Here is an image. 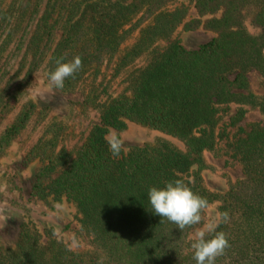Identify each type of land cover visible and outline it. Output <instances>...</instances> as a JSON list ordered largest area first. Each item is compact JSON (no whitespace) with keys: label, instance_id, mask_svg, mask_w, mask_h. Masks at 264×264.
Returning a JSON list of instances; mask_svg holds the SVG:
<instances>
[{"label":"trees","instance_id":"16d2710c","mask_svg":"<svg viewBox=\"0 0 264 264\" xmlns=\"http://www.w3.org/2000/svg\"><path fill=\"white\" fill-rule=\"evenodd\" d=\"M173 2L0 0V127L37 70L47 77L55 60L76 56L82 68L59 90L70 93L86 83L84 103L98 114L74 150L52 125L23 159L40 162L30 196L50 208L70 202L87 247L71 249L53 227L40 230L29 220L13 243L0 241V264H195L189 236L196 225L181 231L155 215L147 198L150 187L176 179L229 215L218 231L230 247L216 264H264V121L237 126L231 136L227 131L248 108L264 116V93H254L248 78L257 71L264 85V0H192L196 15L190 19L187 7ZM180 24L214 35L186 48L172 39ZM136 29L135 43L121 49ZM141 56L144 63L134 66ZM110 63L114 75L128 70L126 85L103 97L97 76ZM34 112V102L25 101L0 129V156ZM128 122L181 146L160 138L113 157L106 139ZM221 139L242 175L218 192L205 185L202 171L205 153L215 152Z\"/></svg>","mask_w":264,"mask_h":264},{"label":"rangeland","instance_id":"374dc122","mask_svg":"<svg viewBox=\"0 0 264 264\" xmlns=\"http://www.w3.org/2000/svg\"><path fill=\"white\" fill-rule=\"evenodd\" d=\"M182 4L187 7L186 19L196 15L192 0H174L172 6ZM246 25L249 31H256L248 21ZM138 35L139 30H134L124 41L121 49L124 50L135 43ZM213 35L210 30L200 27L185 29L183 24H180L174 31L172 39L178 40L186 48H196L211 39ZM160 43L165 42L161 41ZM144 61L145 56H141L132 64L139 66ZM101 71L97 76V82L101 80L98 87L100 96L105 97L108 94L117 93L125 87L124 78L127 69L114 75L113 63H110L103 66ZM248 78L250 88L254 93H264L262 78L257 71L250 72ZM87 88L86 83H83L79 89L70 93L52 89L49 87V81L45 74L37 70L32 75L15 109L4 118L0 129L12 120L20 104L25 101H33L35 104V112L27 126L12 140L0 156V241L3 243H13L18 236L20 225L31 220L40 230L43 227H53L55 235L65 241L71 249L79 250L87 247V238L80 231L79 224L74 217V206L63 200L50 208L41 201L32 198L30 189L40 162L34 160L29 164L23 163L27 151L52 125L55 129L58 128V139L68 150H74L80 145L90 127L98 121L95 107L92 104L84 103V93ZM233 111V107L230 108L227 112L228 115ZM257 121H264V116L256 108H248L239 123L227 127L229 136L238 130L237 126L247 129L249 123ZM118 135L123 141L122 152L132 146L154 143L160 138L169 139L177 146H181L178 140L134 122H128L127 127ZM225 143L226 139H221L215 152L205 153L207 167L202 171L205 185L218 192L226 190L230 182L242 175L240 164L226 150ZM216 207L217 203L209 204L208 209L202 213L201 224L192 229L190 238L203 223L218 215Z\"/></svg>","mask_w":264,"mask_h":264},{"label":"clouds","instance_id":"9594fccd","mask_svg":"<svg viewBox=\"0 0 264 264\" xmlns=\"http://www.w3.org/2000/svg\"><path fill=\"white\" fill-rule=\"evenodd\" d=\"M55 65V68L47 73V79L49 87L57 90L63 89L65 81L82 68L79 56L69 61L57 59ZM106 143L111 155L119 158L123 150V141L119 135L112 132L107 137ZM147 198L155 215L165 218L181 231L186 227L200 225L202 213L209 207L208 200L194 193L181 179L169 181L162 187H150ZM228 220V213L222 212L195 230L190 241L195 264H216V258L222 256L230 247L226 234L218 231L220 224L227 223ZM99 264H103V261Z\"/></svg>","mask_w":264,"mask_h":264}]
</instances>
